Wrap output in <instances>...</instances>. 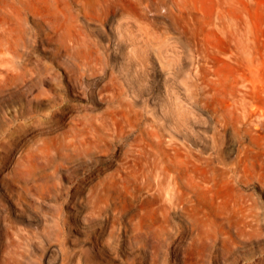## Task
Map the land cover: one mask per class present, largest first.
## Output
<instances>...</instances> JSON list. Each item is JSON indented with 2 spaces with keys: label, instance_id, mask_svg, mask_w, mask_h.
I'll return each mask as SVG.
<instances>
[{
  "label": "rangeland",
  "instance_id": "obj_1",
  "mask_svg": "<svg viewBox=\"0 0 264 264\" xmlns=\"http://www.w3.org/2000/svg\"><path fill=\"white\" fill-rule=\"evenodd\" d=\"M0 264H264V0H0Z\"/></svg>",
  "mask_w": 264,
  "mask_h": 264
}]
</instances>
